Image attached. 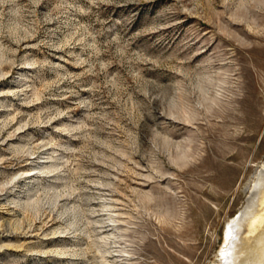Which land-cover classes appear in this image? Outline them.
<instances>
[{
    "label": "rangeland",
    "instance_id": "1",
    "mask_svg": "<svg viewBox=\"0 0 264 264\" xmlns=\"http://www.w3.org/2000/svg\"><path fill=\"white\" fill-rule=\"evenodd\" d=\"M263 163L264 0H0V264H214Z\"/></svg>",
    "mask_w": 264,
    "mask_h": 264
},
{
    "label": "bare ground",
    "instance_id": "2",
    "mask_svg": "<svg viewBox=\"0 0 264 264\" xmlns=\"http://www.w3.org/2000/svg\"><path fill=\"white\" fill-rule=\"evenodd\" d=\"M46 160H42L41 162H45ZM43 166H47V165L43 164L42 166H40V169H42ZM34 170L35 168L24 171L21 170L22 172L20 176L26 178V181L25 180L24 181H25V186L28 188L30 183L36 180V178L40 176V175H36L37 170L36 171ZM257 183L261 184L260 195L258 196V198H256L250 204H248L247 207L244 206L246 208L242 210L238 218L232 219L231 222L229 221V223L227 224L228 230L225 236L224 247L219 253L220 259L219 261L214 262V264H264V172L263 171L260 172V177ZM20 186L21 184L17 185V190H18L17 192H13L8 195L2 196L1 200L5 199L6 201L8 199H12L14 201H19L22 190ZM6 213L11 214L12 210L8 209L6 210ZM117 228L119 229L120 227ZM115 255H117V253H115Z\"/></svg>",
    "mask_w": 264,
    "mask_h": 264
}]
</instances>
